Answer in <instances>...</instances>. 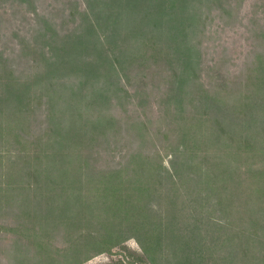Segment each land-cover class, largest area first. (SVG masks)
Masks as SVG:
<instances>
[{
    "label": "rangeland",
    "instance_id": "1",
    "mask_svg": "<svg viewBox=\"0 0 264 264\" xmlns=\"http://www.w3.org/2000/svg\"><path fill=\"white\" fill-rule=\"evenodd\" d=\"M87 1L26 0L22 3L20 0H0V97L17 78L21 81L30 79L33 82L31 91L36 89L37 97H40V101L34 100V104L27 107L30 110L25 111L23 124L5 145L7 155L3 160V177L0 176V185H3L0 191V264H69L65 254L67 242L79 237L82 229L88 231L101 227L106 234L102 225L107 227V222L96 220L91 226L86 222L91 214L98 213L99 208L86 213L73 227L72 220L66 219L71 222L66 225L67 221L59 210L60 203L54 211L46 200L39 197L45 191L42 187L50 185V177H38L37 172L44 174L47 167L60 165L49 156L61 152L57 143L72 117L77 120L70 134L84 135L86 142L78 148L79 154L89 158V162L81 158V166L87 169L83 173L85 181L95 179L98 173L122 170L120 193L125 195L121 196V207H115L110 218L117 226L112 233L125 242L112 248L111 253L93 250L74 264H151L134 238L138 232L127 227L139 222L137 213L130 218L129 208L132 205L145 207L150 201L149 207L153 209H171L167 199L171 184L163 173H173L174 166L189 159L184 153L178 158L176 154L183 152L186 145L192 148L191 137L198 146H195V152L189 151L190 157L196 164L202 162L203 166L207 165L204 161L207 159L227 162L226 145L233 144L230 155L226 156L229 157V168H232L228 188L231 194L235 193L237 204L241 201L245 208L251 206L257 211L256 217L264 216V183L257 181V175L252 174L253 170L264 166V159L260 160L249 151L238 159L235 152L240 143L235 146V141L223 140L222 136L221 142L217 140L214 144L215 141H210L207 134L212 130L209 127L213 124L212 118H223L226 113L223 108L219 111L217 107L206 106L217 98L220 106L230 107L235 95L256 91L253 82L257 79L262 91L252 98L249 110L243 114L246 121L242 124L257 128V139L264 142V0H191L203 16L199 30L192 37L198 50L192 51L191 55L198 64L199 79L195 83L199 90L180 103L170 101L171 83L167 80L174 69L161 61L150 64L144 72L139 68L126 72L128 78L123 79V92L111 98L112 104L117 106L105 105L106 101L98 103L91 85L82 90L87 98L73 100L72 90L78 89L82 79L68 75V72L57 77L44 58L52 56L51 49L55 44L40 39L38 31L47 32L56 42L59 35L63 36L83 22ZM28 42L31 48L23 50ZM62 80L65 83L57 86ZM227 114L231 117L230 110ZM103 115H112L119 123L107 130L100 128L95 123ZM200 118L206 119V130L190 126ZM89 128L93 131L90 132ZM93 132L99 136L94 138ZM249 148L253 151L251 146ZM65 150L68 152L69 149ZM12 158L16 166L7 172V161ZM147 159L154 168L151 179L136 170ZM160 165L164 170L158 173L157 166ZM189 166H184L186 173L191 171ZM20 169H23L22 174ZM220 170L225 171V168ZM220 170L216 169L219 175ZM161 177L164 180L160 183ZM219 184L223 185V182ZM244 184L241 189L234 187ZM259 187L261 191H257ZM140 189L144 193L142 202L138 201L141 200ZM154 192V195H148ZM112 200L105 206H111ZM253 209L248 208L251 213ZM117 213L120 216H115ZM160 220L164 222L162 217L157 221ZM241 251L237 259L231 255V264H264V244L256 245L249 258H244L242 248Z\"/></svg>",
    "mask_w": 264,
    "mask_h": 264
},
{
    "label": "trees",
    "instance_id": "2",
    "mask_svg": "<svg viewBox=\"0 0 264 264\" xmlns=\"http://www.w3.org/2000/svg\"><path fill=\"white\" fill-rule=\"evenodd\" d=\"M20 1L24 3L26 0ZM192 3L191 0H89L83 10L85 16L83 22L63 36L59 35L56 42L47 32L38 31L40 39L55 44L51 45L52 56L49 58L44 56V58L51 68L50 71L57 77L67 75L68 72V75H76L82 79L78 83V86L80 85L78 89L72 90L73 100L77 97L79 101L87 98V94H82V90L91 85L95 96L98 97L95 100L98 103L106 101L105 105L108 103L110 106H117L116 103L112 104L111 98H116L117 93L123 92V79L128 78L126 72L129 69L139 68L144 72L150 64L162 61L174 69L170 79L167 80L171 83L170 101L180 103L199 90L195 83V80L199 79L198 64H195V59L191 55L192 51L198 50L192 37L196 34V30H199L203 16ZM26 48H31L30 42L23 50ZM76 50L79 52L77 55ZM256 70L258 71V68ZM23 81L19 78L15 79L0 97V176L2 177L3 160L7 155L4 153L5 145L11 141L16 129L23 124L26 118L25 111L30 110L27 107L34 104V100L40 101L36 89L31 91L33 82L30 79ZM64 83L62 80L57 86H62ZM253 85L256 87L255 92L235 95L231 108L226 106L227 110L225 106L219 105L220 101L217 98L206 105L217 107L218 110L223 108L226 113L223 118L219 116L212 118L213 124L209 126L212 130L207 134V138L215 141L214 144L217 140L222 141L220 136L223 140L229 139L232 143L235 141V146L240 143L235 152L238 159H242V155L248 151L260 160L264 159V142L257 139L258 129L242 124L245 120L243 114L249 110L252 98L262 91L259 90L257 79ZM112 93L113 95H110ZM99 105L102 108V104ZM228 110L231 111V117L227 116ZM76 120V117L69 119V125L57 143L62 147L58 146L61 152L49 156L60 165L47 167L44 174L37 172L38 177L40 175L42 178L44 175L50 177V185L42 187L45 191L41 192L42 195L39 194L40 199L42 197L46 200L54 211L57 206L59 208L58 203H60L61 215L65 220H72L73 227L78 224V219H82L88 212L92 213L96 208H99L98 213L91 214L86 220L87 224L91 226L96 220L107 222V227L102 225L106 229V234L100 229L101 227L88 231L82 229L79 237L67 242L65 254L69 264L83 260V257L93 250L111 253L112 248L125 242L124 239L114 236L112 231L117 226L110 221L115 207L120 208L123 203L121 196H125L120 193L123 184L122 170L116 169L109 171L108 174L98 173L95 179L85 181L86 175L83 173L87 169L81 166V158L84 162H89V158L79 154L78 149L82 144H86L84 135L70 134L72 132L70 129ZM118 123L116 117L103 115L97 118L95 125L107 130L108 127H114ZM206 124V119L200 118L190 126L206 130ZM89 130L93 131L92 128ZM92 136L96 138L99 135L93 132ZM190 143L191 149L186 145L183 152L176 154L178 158L184 153L189 159L174 166L173 173L169 175L163 173L171 184L167 197L171 209L161 211L158 208L153 209L149 207L150 201L145 207L136 208L132 205L129 208L130 218L137 213L139 222L131 223L127 227L138 232L134 238L151 264H231V255L234 254L237 259L242 252L241 248L244 250V258H249V253H252L256 245L260 247L264 244L261 242V239L264 240V216L256 217L257 211L251 206L245 208L241 201L237 204L235 193L231 194L232 191L228 188L232 168H229L227 163L229 157L226 156L230 155L233 144L231 148L226 145L227 162L225 160L210 162L207 159L204 160L207 165L203 166L202 162L196 164L195 159H191L189 151L195 152L198 143L192 137ZM241 144L247 148H242ZM249 146L253 151H250ZM65 148L69 149L68 152L64 151ZM233 159L235 161V158ZM151 163V160L147 159L136 170L151 179L150 174L154 170ZM185 165H191L189 166L191 171L188 170V173L185 172ZM6 166L7 172H10L16 166V161L12 158L7 161ZM220 168H225V171ZM216 169L220 170L223 180ZM22 170H19L21 174ZM157 170L161 173L164 167L157 166ZM252 174L257 175L255 177L257 181L264 183V166L253 170ZM163 180L164 178L161 177L160 183ZM219 182H223V185ZM234 187L241 189L245 184ZM1 189L3 190L2 183L0 191ZM144 191H147V188ZM205 191L209 194H205ZM257 191H261V188L259 187ZM140 192L141 200L138 201L142 202L144 193L141 189ZM154 194L155 192L148 195ZM111 198L113 199L110 201L111 206H105ZM248 208H252L253 212L251 213ZM187 210L189 213H186ZM115 216L120 215L117 213ZM161 217L164 222L157 221ZM70 223L67 221L66 225ZM83 227L85 226L82 225Z\"/></svg>",
    "mask_w": 264,
    "mask_h": 264
}]
</instances>
